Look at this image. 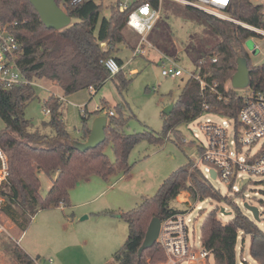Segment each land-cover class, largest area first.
<instances>
[{
  "label": "trees",
  "instance_id": "1",
  "mask_svg": "<svg viewBox=\"0 0 264 264\" xmlns=\"http://www.w3.org/2000/svg\"><path fill=\"white\" fill-rule=\"evenodd\" d=\"M55 1L71 18V23L62 29L45 27L28 0H0V25L20 45L16 63L22 73L28 79H45L55 83L62 89L64 96L83 89L96 92L111 78L105 60L112 57L122 66L123 59L115 55L120 51L119 45L123 44L132 51L136 47L124 33L125 27H128V12L143 2L153 7L159 4V0H134L128 8L120 10V1L117 0L115 5L109 7L108 15H102V0H82L77 3L70 0ZM185 8L191 12L196 23L205 27L209 45L192 57L195 69L188 75L182 93L173 103L169 114L162 112L163 127L159 134L149 131L126 134L123 127L127 118L122 114L121 107L117 105L116 112L110 115L109 110L105 111V102L100 109L81 115L84 141L90 133L88 120L91 115L99 116L103 112L107 118L105 140L94 148L79 151L73 147L74 139L67 131L61 110L63 100L60 97L49 95L44 101V108L49 110L50 118L43 126L49 125L53 131L47 134L34 129L25 116L26 106L36 96L35 87L15 85L4 88L0 84V119L5 125L0 130V150L6 156L8 170L7 180L0 188V212L14 223L20 233L29 227L40 210L55 208L60 204L68 205L69 190L81 180L91 176L107 180L113 175L128 174L133 167L129 163L130 153L142 140L163 144L173 139L178 146L183 145L179 127L202 114V102L207 106V112L236 117L244 103V96L236 94L232 88L223 92L222 86L235 72L237 57L244 56L250 70V83L245 90L264 91V62L251 65L244 48V42L253 32L191 5L185 4ZM226 12L233 19L264 29L263 6L253 0H231ZM154 28L148 35L150 41L165 56L177 60L168 35L163 29L157 32ZM212 58L217 63L211 64ZM200 67H204L200 77L205 83L216 86L221 81L218 91L204 85L201 96L200 84L193 79ZM122 71L120 69L114 75L119 90L127 87L129 82ZM107 144L112 146L113 162L104 151ZM39 172L51 178L45 198H40L38 193ZM244 187L235 194L242 195ZM184 191L189 194L191 204L177 202V196ZM206 198L229 200L228 197L222 198L219 190L189 160L169 174L153 196L143 197L135 207L120 213L128 227V235L123 245L113 253V258L118 264H154L165 260L164 250L157 241L138 256L150 220L157 217L164 221L185 213L197 201ZM232 211V217L226 222L219 219L218 208L205 214L200 224L201 246L211 252L214 264H241L243 262L238 260V241L244 244L248 237L250 256L258 264H264V226L260 227L250 219L237 204L232 203ZM0 246L17 264L36 262V258L24 251L11 235L0 232Z\"/></svg>",
  "mask_w": 264,
  "mask_h": 264
},
{
  "label": "rangeland",
  "instance_id": "2",
  "mask_svg": "<svg viewBox=\"0 0 264 264\" xmlns=\"http://www.w3.org/2000/svg\"><path fill=\"white\" fill-rule=\"evenodd\" d=\"M118 1L130 5L134 0ZM116 2L117 0H102L104 6L102 15H108L109 7ZM161 9L163 10L154 30L158 32L163 29L170 38V45L177 60L169 58L182 70L181 76L171 78L161 75L162 67L169 62L167 56L153 45L148 36L149 45H144V53L134 58H132V50L120 44V51L115 55L125 63L131 58L129 63L123 66L122 71L124 77L129 80L127 87L119 90L118 80L112 76L96 92L83 89L64 96L62 89L55 83L37 79L39 85L35 87L36 96L25 108V116L31 121L33 128L47 134L53 132L49 125L43 126V123L50 118V115L44 111V101L49 95H54L64 96L61 108L63 119L70 137L74 140L82 141L81 115L84 112H94L105 102L107 103L105 111L116 112L115 107L117 105L121 107L122 114L127 118L123 127L126 134L144 131L159 134L163 127V109L179 98L189 73L195 69L192 57L204 51L209 45L205 27L192 19L191 12L186 10L184 3L163 0ZM124 33L128 40L135 46L138 45L139 36L134 31L125 27ZM254 43L261 48V52L257 50L253 54L249 53L248 56L250 64L256 66L264 62L263 42L247 39L244 47L251 51ZM204 67L197 70L193 79L201 80L200 71ZM132 69L136 71L132 72ZM220 82L218 81L216 86L205 82L201 84L218 89ZM230 88L232 87L228 79L223 83L222 91L227 92ZM232 89L238 95H244L246 92L245 89ZM100 115H104L103 112ZM95 117L91 115L88 126H91ZM206 118L220 121L219 116L205 112L195 120L180 125L183 139L181 146L175 144L173 139L163 144L142 140L130 153L129 163L133 167L128 174L113 175L107 180L99 176H91L88 182L81 180L69 190L68 205L60 204L55 208L40 210L22 235L14 223L0 212V229L1 226L3 227L0 232L11 235L14 239L20 238L21 235V244L27 247L31 257L36 258V264H118L112 255L123 245L128 235V227L121 219L120 213L135 207L143 197L153 196L162 181L174 170L185 165L189 160L193 164L197 161L198 145L205 144V135L200 129V124ZM4 127V122L0 119V130ZM194 135L198 138L195 139ZM104 151L108 159L113 162L112 146L107 144ZM38 177L40 182L38 193L40 198H45L51 185V178L44 172H39ZM210 182L219 190L222 198L228 197L229 200L218 201L206 198L194 204L187 213V217L191 220L188 224L191 241L196 245L199 244L200 224L209 210L218 208L219 219L226 222L233 215L232 203L237 204L252 220H254L252 213L243 204L247 202L257 207L262 220L254 221L260 227L264 226V175L243 174L238 178L234 185L237 188L245 186L242 195L235 194L229 183L221 179H212ZM176 200L180 204L184 202L191 204L189 194L185 191L181 192ZM222 208L224 213L221 212ZM200 209L202 211H199ZM70 236H74L77 247L73 249V255L68 258L65 257L66 253L64 255L59 250L62 243ZM82 241H85V244L79 246ZM0 248L2 249L1 246ZM238 260L243 262L241 264H258L249 254L248 237L244 244L238 241ZM0 264H12L1 250ZM154 264H164V260L156 261ZM209 264H214L212 255L209 257Z\"/></svg>",
  "mask_w": 264,
  "mask_h": 264
},
{
  "label": "built area",
  "instance_id": "3",
  "mask_svg": "<svg viewBox=\"0 0 264 264\" xmlns=\"http://www.w3.org/2000/svg\"><path fill=\"white\" fill-rule=\"evenodd\" d=\"M70 1L77 3L82 0ZM176 1H181L184 4L196 7L221 19L241 25L253 32L247 39L260 40L263 42L264 49V29L229 17L226 10L231 0ZM253 1L263 6L264 15V0ZM161 3L162 0H159L158 6L153 7L150 3L143 2L128 12L126 24L128 28L139 36V43L132 51V58L144 53V45H149L147 36L160 17ZM128 6L126 2L120 3V10H125ZM257 50L261 52V48L254 43L253 49L251 51L246 50V52L249 55V53L253 54ZM19 52L20 45L16 38L0 25L1 86L4 88H10L15 85H31L37 87L39 85L37 84L38 80L28 79L18 67L16 58ZM166 58L169 63L162 67L161 75L171 78L181 76L183 74L182 70L176 66V63L172 59L169 57ZM214 63H217V60L212 58L211 64ZM104 64L111 76H114L124 66H119L112 57L105 60ZM211 89L218 91L217 88ZM243 96L244 103L237 111L236 117L229 118L213 113L219 116L220 121L206 118L200 124V129L205 135V144L200 143L198 145L197 154L199 158L194 163V166L201 170L208 181L221 179L229 183V187L231 190H234V193L241 189L235 187L234 182L243 174L264 175V91H246ZM98 109L100 107H97L96 110ZM201 110L202 113L207 112V106L203 102L201 104ZM44 111L46 114H49L47 108H44ZM109 114L113 115L114 112L109 110ZM194 138L197 139V135H194ZM199 150H201L200 153ZM211 169L215 172L214 178L210 175ZM7 176L6 156L0 150V188L3 182L7 180ZM1 202L2 198L0 196V205ZM188 212L189 210L161 221L157 242L163 248L166 255L164 264H209V257L212 255L211 252L201 246L199 238L198 245L190 240L188 224L191 220L187 217Z\"/></svg>",
  "mask_w": 264,
  "mask_h": 264
},
{
  "label": "water",
  "instance_id": "4",
  "mask_svg": "<svg viewBox=\"0 0 264 264\" xmlns=\"http://www.w3.org/2000/svg\"><path fill=\"white\" fill-rule=\"evenodd\" d=\"M39 15L40 20L49 29H62L71 23L68 14L56 3L55 0H28ZM250 70L248 68L247 59L244 56L236 58V70L230 78L231 87L235 89H246L250 83ZM173 107V103L167 105L163 109V113L169 114ZM107 118L105 115L96 116L90 126V133L84 141L73 140L72 145L79 151H86L101 144L105 140V127ZM212 178L215 177L214 170H210ZM243 206L248 209L254 218L259 221L258 208L245 202ZM224 213V209H221ZM161 220L153 217L148 226L143 242L138 250V256L142 251L152 246L156 241L160 231Z\"/></svg>",
  "mask_w": 264,
  "mask_h": 264
},
{
  "label": "crops",
  "instance_id": "5",
  "mask_svg": "<svg viewBox=\"0 0 264 264\" xmlns=\"http://www.w3.org/2000/svg\"><path fill=\"white\" fill-rule=\"evenodd\" d=\"M127 63H129V60L125 63L124 62V64L123 65H125V64H127ZM136 70L135 69H132V72H135ZM202 87H203V85H201L200 86V94H201V96H202ZM59 97V96H58ZM60 98H62V100L64 101V96H61ZM91 180V177H88V178H86V179H84V180H82L83 182H88V181H90ZM1 229H3V227L1 226ZM1 229H0V231H1ZM21 235H22V233H21ZM21 235H20V238H21ZM74 236H70V237H67V240H66V242H63L62 243V246H61V248H60V250H59V252L60 253H64V255H65V253L67 254V256H65V257H68L69 258V256L71 257V255H73V249L74 248H76L77 247V244H75V242H74V238H73ZM13 238V240H15V242L24 250V251H26L27 252V247H25V246H23L22 244H21V241H20V238H18V239H14V237H12ZM65 240V239H64ZM83 244H85V241H82L81 243H80V245L79 246H81V245H83ZM0 250L2 251V253L9 259V261L12 263V264H17L15 261H13L12 259H11V257L8 255V254H6V252L3 250V249H1L0 248ZM28 253V252H27ZM30 256H31V254L30 253H28Z\"/></svg>",
  "mask_w": 264,
  "mask_h": 264
},
{
  "label": "bare ground",
  "instance_id": "6",
  "mask_svg": "<svg viewBox=\"0 0 264 264\" xmlns=\"http://www.w3.org/2000/svg\"><path fill=\"white\" fill-rule=\"evenodd\" d=\"M196 80L199 82L200 85L202 82H205L203 78H201V80H199V79H196Z\"/></svg>",
  "mask_w": 264,
  "mask_h": 264
}]
</instances>
